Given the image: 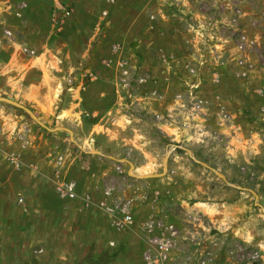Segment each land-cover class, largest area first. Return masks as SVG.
I'll list each match as a JSON object with an SVG mask.
<instances>
[{"label": "rangeland", "instance_id": "1", "mask_svg": "<svg viewBox=\"0 0 264 264\" xmlns=\"http://www.w3.org/2000/svg\"><path fill=\"white\" fill-rule=\"evenodd\" d=\"M81 5L79 15L71 6L62 12L80 21L94 15V26L90 31L86 22L82 29L88 31L77 42L56 38L53 61L41 72L29 71L27 60L43 35L33 36L34 46L26 39L25 1L0 0V94L10 87L4 84L9 76L43 78L54 97L59 94L57 111L72 101L81 107L77 93L92 82L95 97L102 94L95 100L99 111L87 120L118 130L113 142L106 134L96 139L107 162L101 195L111 187L122 199H132L140 220L160 212L170 221L169 211L198 218L184 205L203 202L211 210L207 223L195 219L207 235L196 255L211 259L209 264H264V0H89ZM72 89L76 100L64 95ZM2 104L23 120L33 119L36 127L5 133L0 125V138L12 142L0 152L5 158L0 170L10 183L0 189V264H144L141 235L117 231L102 211H81L75 200L60 195L56 179L45 194L28 184L26 144L39 139L36 135L47 141L49 161L40 168L50 175L58 169L52 159L69 148L78 153L65 127L69 123L57 121L55 114L38 116L40 126L23 109ZM140 139L142 146L136 145ZM10 156L18 158V167ZM65 161L61 175L67 178ZM170 188H176L175 195Z\"/></svg>", "mask_w": 264, "mask_h": 264}, {"label": "crops", "instance_id": "2", "mask_svg": "<svg viewBox=\"0 0 264 264\" xmlns=\"http://www.w3.org/2000/svg\"><path fill=\"white\" fill-rule=\"evenodd\" d=\"M24 1L26 7V23L23 27L25 29L26 39L28 38L32 46H34L32 44V38L35 35H43L42 39L45 41L43 43V40L41 39V46H34L35 48L33 49V56L30 57V60H27V62L29 63V71L39 70L42 72L43 66L48 68L47 66H49L50 63L53 61V44L56 41V38L59 39L69 37L70 40L75 38L74 41H78V38L83 33H86L89 29L91 31V27L94 26V15L87 16V20L85 21H80L78 18V15L81 13L82 10L78 11L77 6L80 7L82 6L81 4H83L84 2H88L89 0ZM68 6H71L72 11L77 8V11H75L78 13V15H73V17H67L62 11L65 10ZM86 22L89 24V27L88 30L84 31L82 27L86 25ZM41 56H43L44 59L43 65L41 63ZM19 74L16 76H19ZM16 76H9L6 78L8 81L4 80V82L6 81L4 84L6 86L10 85L11 88L2 86V94H0V125H2L1 129H4L5 133H8L14 128L19 131L25 130L29 133L32 131V129H34L33 127H36L32 124L33 119L32 122H28L26 120H23L22 118H19L18 115H15L13 110L9 111L7 107H5V105L2 103L9 102L10 105L16 103L14 104V107H18L19 109H23L25 112L30 113V116L32 118H36V122L39 123L40 126L42 124L39 122L38 116H41V118H50V116H54L56 114L55 116L57 121L60 122L63 120V122L69 123V126L65 127H70V129L67 128L68 132L71 131L70 141L72 142L71 144L73 146H76V150L78 151V153L74 154L68 147L69 149L63 152L64 154L62 155V160L60 163H57V158L52 159L53 165H55V167H57L58 169H56L57 173L51 172L52 175H50V172H44L40 168L43 167V163H48L47 161H49V159H46V157H44V152L46 149H48L47 141L42 140L43 138H41V135H36L40 136L38 137L39 139L29 140L30 143L28 142L29 144H26V146H28L27 150L31 153V155L28 157L29 159L27 158V155L26 160L23 159L26 164V167L28 168V175L30 179L28 181V184H33L35 186L36 193L43 194L44 192L45 194L47 193L46 185H48L51 180L53 181L54 179H56V182H61L62 177V179H68L66 181H74L78 186V191L82 190L79 194H88L92 201L88 205H84L81 198L75 199L77 206L80 207L81 211L101 212L100 208L97 205L102 198L99 183L102 173H107V168L105 165L107 162L102 160V158H105L106 156H104L105 153L102 150L97 149L98 144H96V139L100 135L106 134L109 136L108 139H111V141L113 142L114 138L118 134V130L115 127L105 126L100 123L96 124L93 122H89L86 118L87 116L90 117L91 115L99 111L96 109H98V104L100 102H95V100L99 99L101 101L99 94H102V92H98L95 97L94 91L97 87L91 82L92 85L90 84L84 87L82 95L77 93V98L80 100V103L82 105L81 107H76L75 101H72L70 104L63 106L59 110L55 111L54 104L56 103V99L59 98V94L55 98V94L47 89L43 78H41L39 81H25V78L23 80H20L21 78L17 80ZM13 85L14 89L12 88ZM99 89L100 88H98L97 90ZM75 92L76 91L73 89L72 91L67 90L64 92V95L68 96L72 100H76ZM8 96L19 97V100L25 103L24 106H18L17 104H19L20 102L13 100L14 98H9ZM64 113H69L70 116L65 117L63 116ZM35 115H37V117ZM96 127H101V131L96 130ZM55 128L65 129L63 126L60 125H57ZM0 135H2L1 130ZM134 140L135 139H129L130 142H133ZM12 141L14 142V140ZM10 143L12 142L7 139L4 140L0 138V152L4 148L9 147L7 144ZM143 143L144 140L140 139V143H136V145L142 146L141 144ZM40 147L42 150L41 154L39 156H35V154L39 152ZM63 161H65L66 164L64 174L68 175L67 178H64L63 174L61 175V167ZM3 162L5 163V158L0 153V166ZM135 168L140 173V165H135ZM75 169L77 171L74 173ZM57 177H60V179H58ZM9 186V178L5 177L2 173V170H0V189L7 190L6 188H8ZM30 190L32 191V189ZM170 190V195L174 193L173 191L177 192L176 188H170ZM203 205V202H195L192 205H184L187 211H196L199 216L198 218L187 217L188 215L184 212L176 213L175 215H173L169 211V215H167V219H169L170 222L174 225L179 226L181 231H183L185 235L187 234L188 236L186 244H184L189 248L187 257H195L192 256L191 253H193L194 249L199 246L198 244L203 241L202 236H207L205 232L200 233L197 228L198 225H200L199 223H207V219L209 218V214L207 212L210 208H205V206ZM212 209H216V211H218V207H214ZM138 212H140V208ZM195 219H199V223L195 221ZM190 222H192L193 225L189 224ZM105 228L106 226L103 227V229ZM96 238L97 236L95 235V238L93 240H96ZM195 242L196 245H194ZM111 257L113 258L114 256L111 255ZM186 264L191 263L186 262ZM211 264L216 263L211 262Z\"/></svg>", "mask_w": 264, "mask_h": 264}, {"label": "built area", "instance_id": "3", "mask_svg": "<svg viewBox=\"0 0 264 264\" xmlns=\"http://www.w3.org/2000/svg\"><path fill=\"white\" fill-rule=\"evenodd\" d=\"M5 33L11 35L9 30H6ZM142 81L144 79L140 78V82ZM223 116H226L225 113ZM9 160L15 167L19 166V160L16 156H10ZM61 160L62 156L57 157V163H60ZM56 187L60 195L67 199L81 198L84 205L92 202L88 194H78L77 185L74 181L57 182ZM155 199H157V196H155ZM19 201L21 202L22 198H19ZM97 205L109 218L114 229L119 232H136L139 236L141 235L144 241L142 252L144 264L210 263L211 259L208 257L196 255L195 250L201 251L199 246L194 249V255L192 256L195 257H187L189 248L184 245L188 239L187 234L185 235L180 228L165 220V214L156 212V214H151L142 220L137 219L133 213L132 199H122L111 187H106L102 191V198Z\"/></svg>", "mask_w": 264, "mask_h": 264}, {"label": "water", "instance_id": "4", "mask_svg": "<svg viewBox=\"0 0 264 264\" xmlns=\"http://www.w3.org/2000/svg\"><path fill=\"white\" fill-rule=\"evenodd\" d=\"M10 102H12V101H10ZM14 103V102H13ZM14 104H16V103H14ZM18 106H20V104H17ZM24 108V107H23ZM30 114V113H29ZM31 115V114H30Z\"/></svg>", "mask_w": 264, "mask_h": 264}]
</instances>
